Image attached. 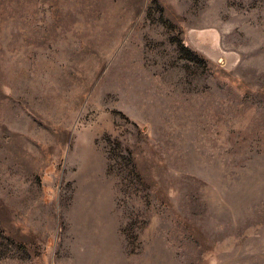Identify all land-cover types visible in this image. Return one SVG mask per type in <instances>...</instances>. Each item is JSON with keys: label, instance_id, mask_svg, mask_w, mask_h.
<instances>
[{"label": "rangeland", "instance_id": "rangeland-1", "mask_svg": "<svg viewBox=\"0 0 264 264\" xmlns=\"http://www.w3.org/2000/svg\"><path fill=\"white\" fill-rule=\"evenodd\" d=\"M0 264H264V0H0Z\"/></svg>", "mask_w": 264, "mask_h": 264}]
</instances>
